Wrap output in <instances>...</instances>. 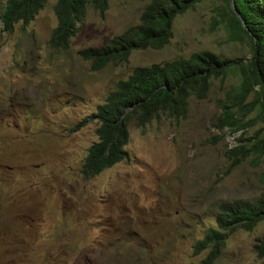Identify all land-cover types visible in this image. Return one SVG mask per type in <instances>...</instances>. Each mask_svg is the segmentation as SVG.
<instances>
[{
  "label": "rangeland",
  "instance_id": "374dc122",
  "mask_svg": "<svg viewBox=\"0 0 264 264\" xmlns=\"http://www.w3.org/2000/svg\"><path fill=\"white\" fill-rule=\"evenodd\" d=\"M148 1L106 0L102 15L87 6L63 51L48 46L53 0L24 27L0 26V264H206L209 250L193 254L192 247L215 228L218 205L264 191V151L231 165L225 152L241 131L218 124L219 102L240 84L239 64L222 80L211 78L204 99L189 97L185 117L162 114L143 127L128 120L127 160L83 175L96 140L90 116L135 67L200 51L242 65L249 59L247 41L212 26L222 0H201L176 15L163 48L132 51L123 64L93 71L77 55L137 24ZM241 118L246 144L263 137L256 106ZM263 235L264 221L235 229L211 264H262L253 245Z\"/></svg>",
  "mask_w": 264,
  "mask_h": 264
},
{
  "label": "trees",
  "instance_id": "16d2710c",
  "mask_svg": "<svg viewBox=\"0 0 264 264\" xmlns=\"http://www.w3.org/2000/svg\"><path fill=\"white\" fill-rule=\"evenodd\" d=\"M48 0H6L0 14L1 31L9 32L13 25L26 26ZM55 26L50 32L48 46L52 50H66L76 31V23L82 20L85 8L90 6L102 15L106 0H53ZM201 0H149L143 7L138 23L119 35L108 39L98 48L77 52L90 63L93 71L108 63L123 64L132 51L163 48L171 37V22L176 15ZM225 10L212 19V26L221 25L229 40H245L249 46V59L239 61L219 58L209 51L135 67L124 80L115 83L104 102L96 107L90 117L97 124L96 140L90 144L82 161L85 176H95L115 164L127 160L124 146L128 140L127 122L134 119L143 127L159 115L173 118L185 117L189 97L202 100L210 87V79H223L227 71L237 64L241 74L239 86L234 92L225 93L219 102L220 128L232 133L239 131L237 144L225 152L231 165L242 162L250 153L264 151V135L251 145L243 139L246 124L241 116L258 109L264 122V0H222ZM254 88H257L254 90ZM252 92L251 104L243 101ZM217 127V120L215 122ZM264 221V191L252 201L235 200L221 202L214 215L215 228H207L204 236L193 245V254L208 249L206 264H211L223 247L228 234L235 229L251 231ZM256 258L264 264V235L255 240Z\"/></svg>",
  "mask_w": 264,
  "mask_h": 264
},
{
  "label": "clouds",
  "instance_id": "9594fccd",
  "mask_svg": "<svg viewBox=\"0 0 264 264\" xmlns=\"http://www.w3.org/2000/svg\"><path fill=\"white\" fill-rule=\"evenodd\" d=\"M6 2V1H5ZM5 4V3H4ZM3 7H4V5H3ZM2 10H3V8H2ZM1 26V25H0Z\"/></svg>",
  "mask_w": 264,
  "mask_h": 264
}]
</instances>
